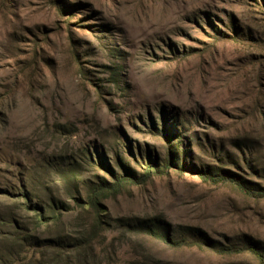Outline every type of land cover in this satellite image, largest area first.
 I'll return each mask as SVG.
<instances>
[{
    "label": "rangeland",
    "instance_id": "1",
    "mask_svg": "<svg viewBox=\"0 0 264 264\" xmlns=\"http://www.w3.org/2000/svg\"><path fill=\"white\" fill-rule=\"evenodd\" d=\"M260 188L264 0H0V264H264Z\"/></svg>",
    "mask_w": 264,
    "mask_h": 264
},
{
    "label": "trees",
    "instance_id": "2",
    "mask_svg": "<svg viewBox=\"0 0 264 264\" xmlns=\"http://www.w3.org/2000/svg\"><path fill=\"white\" fill-rule=\"evenodd\" d=\"M149 166L152 168V166L154 165H149ZM193 171L194 173H200L201 176L206 179H211L215 181L232 180L238 183L239 185H242L241 181L239 180L240 178L237 175H234L231 177L229 175L213 174L211 172H206L203 170L193 169ZM149 172H150V169H149ZM130 179L135 181L137 179V175L130 174V173H126L122 176L117 175L113 181H103V182L97 183L96 185H93L88 194V199L85 200L84 204L93 207L96 211L98 210L100 211L102 207L101 200L108 197L111 194L119 192L120 189L126 185L125 183L127 182V180H130ZM260 190L262 191L261 195H264V188L263 189L260 188ZM32 237L33 235H31L30 233L29 234L27 233V236L25 238L23 237V239L25 241H29V243H31L30 245H33V242L30 241V238L32 239ZM56 244L57 243L55 242H49L48 245L51 246V245H56ZM247 248H249L253 252L258 253L260 255L259 250L255 246L250 245V246H247ZM234 249H236L234 246L221 245L218 247V250L222 253L232 252L234 251Z\"/></svg>",
    "mask_w": 264,
    "mask_h": 264
}]
</instances>
